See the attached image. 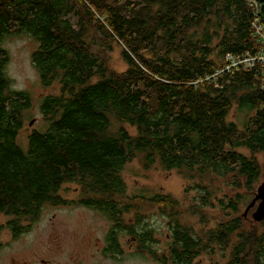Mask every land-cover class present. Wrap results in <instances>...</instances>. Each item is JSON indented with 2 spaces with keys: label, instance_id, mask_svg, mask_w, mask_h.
Segmentation results:
<instances>
[{
  "label": "trees",
  "instance_id": "trees-1",
  "mask_svg": "<svg viewBox=\"0 0 264 264\" xmlns=\"http://www.w3.org/2000/svg\"><path fill=\"white\" fill-rule=\"evenodd\" d=\"M254 12L246 0H0V215L8 218L0 235L23 236L46 206L75 205L113 223L105 249L113 257L126 235L158 264L203 256L264 264V221L242 213L264 180L262 75L213 78L228 54L258 50ZM20 36L37 43L43 88L59 86L42 99L43 127L26 146L34 99L13 89L5 49ZM115 47L126 71L111 65ZM139 159L146 170L180 173L200 198L186 209L172 195L130 196L123 171ZM67 185L78 187L77 200L62 194ZM207 209L220 216L213 228ZM155 213L170 220L166 252L146 226Z\"/></svg>",
  "mask_w": 264,
  "mask_h": 264
},
{
  "label": "rangeland",
  "instance_id": "rangeland-1",
  "mask_svg": "<svg viewBox=\"0 0 264 264\" xmlns=\"http://www.w3.org/2000/svg\"><path fill=\"white\" fill-rule=\"evenodd\" d=\"M5 49L9 51L11 59L8 74L16 91L28 92L34 99L31 110V120L21 136V142L26 146L30 132L43 127V116L40 105L44 97L57 94L59 86L44 89L41 78L33 65L32 55L37 49V43L29 36L14 37L6 41ZM111 65L119 72L126 71L127 64L122 58V49L114 48ZM232 121H237L236 115ZM135 135L136 130L130 129ZM249 154L247 151H243ZM263 160V156H260ZM123 176L130 196L144 195H172L178 199L183 207L190 206L200 198L192 190V181L185 180L176 172H165L159 168L146 170L141 160L127 165ZM264 184L262 180L255 193L249 197L242 206L244 214L255 198L259 187ZM62 194L66 199H78V187L67 185ZM257 207L251 210L249 219L254 221ZM209 219V228H213L219 221L218 212L213 209L203 211ZM201 217L196 216L191 221L198 224ZM8 218L0 215V226L5 225ZM170 220L160 213H155L146 221V226L157 231L156 237L159 245L154 247L160 252L168 250L170 238ZM113 229L111 223L102 213L80 206L53 207L46 206L40 219L32 226L29 232L21 237L12 236L10 231H1L0 264H158L151 258L138 254L135 238L121 235L120 243L123 250L121 258L105 254L107 237ZM220 260L203 256L199 264H217ZM226 261L223 263L225 264Z\"/></svg>",
  "mask_w": 264,
  "mask_h": 264
},
{
  "label": "built area",
  "instance_id": "built-area-1",
  "mask_svg": "<svg viewBox=\"0 0 264 264\" xmlns=\"http://www.w3.org/2000/svg\"><path fill=\"white\" fill-rule=\"evenodd\" d=\"M252 8H255L252 28L254 31V36L257 40L258 50L254 53H247L242 56H233L228 54L225 57V67L213 76L216 79L220 75L225 73H232L233 71L242 70H252L255 68H260V73L262 75L263 88H264V19L259 15L257 7L254 3L249 2Z\"/></svg>",
  "mask_w": 264,
  "mask_h": 264
},
{
  "label": "water",
  "instance_id": "water-1",
  "mask_svg": "<svg viewBox=\"0 0 264 264\" xmlns=\"http://www.w3.org/2000/svg\"><path fill=\"white\" fill-rule=\"evenodd\" d=\"M248 2H252L256 5L257 11L259 15L264 19V0H246ZM35 124V121L31 122L30 126L32 127ZM259 203V204H258ZM257 207V211L254 214V221L257 223L264 221V184H262L257 193L255 194V198L252 203L248 206L245 217H247L251 210Z\"/></svg>",
  "mask_w": 264,
  "mask_h": 264
},
{
  "label": "flooded vegetation",
  "instance_id": "flooded-vegetation-1",
  "mask_svg": "<svg viewBox=\"0 0 264 264\" xmlns=\"http://www.w3.org/2000/svg\"><path fill=\"white\" fill-rule=\"evenodd\" d=\"M259 204V203H258Z\"/></svg>",
  "mask_w": 264,
  "mask_h": 264
}]
</instances>
